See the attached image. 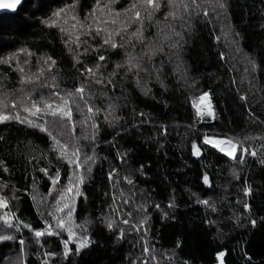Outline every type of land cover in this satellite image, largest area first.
<instances>
[{
  "label": "trees",
  "instance_id": "1",
  "mask_svg": "<svg viewBox=\"0 0 264 264\" xmlns=\"http://www.w3.org/2000/svg\"><path fill=\"white\" fill-rule=\"evenodd\" d=\"M131 2L25 0L0 15V61L27 52L32 71L44 65L56 75L44 93L83 88L95 97L73 137L49 129L48 112L33 123L0 121V228L11 237L0 240V264L24 249L26 264H45L46 253L54 264H264V0H196L188 9L177 0L175 19L161 0L142 23L123 15ZM0 75L7 99L20 75L4 64ZM204 93L211 115L198 110ZM207 137L239 141L237 153ZM60 218L75 236L57 228Z\"/></svg>",
  "mask_w": 264,
  "mask_h": 264
},
{
  "label": "rangeland",
  "instance_id": "2",
  "mask_svg": "<svg viewBox=\"0 0 264 264\" xmlns=\"http://www.w3.org/2000/svg\"><path fill=\"white\" fill-rule=\"evenodd\" d=\"M57 20L58 19L53 18L51 22L54 23V22H57ZM62 22H64V20H62ZM78 24L79 23L74 22L75 27L78 26ZM68 30H69V26L65 28L66 32H69ZM67 40L69 42L70 41L77 42L78 41L77 35H72V37L67 38ZM0 64L12 66L13 69L17 70L20 75V82L18 83V87L15 90L11 91V96H8L7 99H3L5 97L2 98V96L8 93L2 92V89L0 90V102H3V104L6 105L5 107H0V115H6L10 119L12 118L14 119L15 116L19 115V118L22 119L23 121H28V122L31 121L33 123L34 118L39 113L48 112V114L50 115H48L49 116L48 119L45 120L46 124L47 125L49 124L48 128L53 131H56L58 130V127H60L62 130L61 133L63 136L73 137V130H75L77 126L82 124L81 119L83 117L84 119H86L87 116L90 114L89 112L92 111V110L89 111L90 107H89V104L88 106H86V102L92 101V100L94 101L95 97L94 95L91 94V91L93 89H90L89 91L84 90L82 93H78V92L50 93V94L44 93L43 88L48 87V86L52 88L54 86L55 81L57 79L56 75L53 72H51L52 68L50 69L49 67H46L44 65L38 66V72L36 70L32 71L31 70L32 60L30 58L29 53L24 52V51L18 52L10 56L9 58L4 59L3 61H0ZM20 69H23V72H21ZM1 76L2 75H0V87H2L1 84L4 79ZM70 93L71 95H69ZM22 101L23 103H21ZM65 101H67V107L65 108V111L70 109L72 115H71V118H68L67 116L61 115V113L57 111L55 118H57L60 121V123L58 124L55 118H51L53 116L51 111L53 109L54 111H56L58 107H64ZM33 102H35L36 106L41 109L40 112H36V109L32 107ZM46 103L51 104L52 109H47ZM13 105H15V107H13ZM25 107L30 108L31 112H26L24 110ZM198 110L201 112L202 110L209 112L208 101L200 100L198 104ZM33 112H35V115L32 114ZM206 141L207 143L213 146H216L220 150L224 149L223 152L230 155L228 153V148H229V144L227 143L228 140L220 139L217 137H207ZM216 141H224V143L216 145L215 144ZM236 153H237V147L230 156L233 157L235 156ZM69 194L72 196L73 194L72 190L70 191ZM33 195H34V199L36 201L37 206L41 208L43 204L42 193L39 192L37 188H34ZM2 208H3L2 202L0 200V210ZM65 215L68 217L67 212ZM65 223H66V220H64L63 227L66 225ZM63 227L59 229L67 231V229H63ZM7 235H8L7 232L0 228V237H7ZM27 257H28L27 252L24 249L18 257H15L14 259H10L9 260L10 263L8 264H26ZM45 264H54V257L49 255Z\"/></svg>",
  "mask_w": 264,
  "mask_h": 264
},
{
  "label": "snow or ice",
  "instance_id": "3",
  "mask_svg": "<svg viewBox=\"0 0 264 264\" xmlns=\"http://www.w3.org/2000/svg\"><path fill=\"white\" fill-rule=\"evenodd\" d=\"M114 2H115V0H109V4L114 3ZM19 3H20V0H3V2H0V7H4V8H15V7L17 6V4H19ZM109 4H106L105 7H109ZM179 4H180L181 7L185 8V9H188V8L191 7V6L200 7V5L196 4V0H190V3H185L184 0H179ZM167 6H168L170 9H173V11H170V12L168 13V16H170V17H172L173 19H175V18H176V12L174 11V9H175L176 6H177V0H167ZM99 7H100L99 0H97V8H99ZM160 7H161V0H132V2H131L130 5H129V8L124 10L123 15L127 17L128 22H138V23H142V19H148V20H151L152 17L154 16L155 12L158 11V10L160 9ZM219 7H220V8H224V7H225L224 3H219ZM140 8H144V13H145V14H144V17H143V18H142V16H141ZM101 11H103V9H101ZM129 12L133 13V16H132V17H128V13H129ZM109 14H111V9H110V8H109ZM54 15L59 16L60 13H55ZM120 15H121V13H118V12L115 13V17H119ZM204 15L207 16V15H208V12L205 11V12H204ZM168 16L165 17V20L168 19ZM181 18H182V17H181ZM73 19H75V17H73ZM96 19L98 20L99 18L97 17ZM45 23L47 24L48 21L46 20ZM77 23H79V21H77ZM105 23H106V21H105ZM112 23H113V24H116V23H117V20H116L115 18H113V19H112ZM124 26H125L124 24H121V28H123ZM73 27H75V25H74ZM81 27H87L88 29H90V28H91V25H87V26H86V25H81ZM170 27H171V26H170ZM61 30L63 31L64 29H61ZM101 31H105V32H107V28H103V29H102V28H100V27L98 26V27L96 28V32H97V34H98L99 32H101ZM140 32H141V29H137V34H140ZM172 32H173L174 35H176V36H180V33L175 32L174 29H172ZM89 34H91V33H89ZM112 34H116V35H118L119 32L114 30V32L111 33L110 35H112ZM104 43H105V44H110L111 47H113V48L117 47V45H116L115 43H113V42L111 41L110 38H106V39L104 40ZM49 59H50V58H49ZM99 59H100V60H104L105 58H104L103 56H100ZM133 59H134V57H131V56H130V57H129V62L131 63V61H132ZM52 63L54 64L55 61H52ZM135 66L138 67L139 65H135ZM117 67H120V65H117ZM20 71L23 72V69H20ZM88 71H91V69H88ZM97 82L100 83L101 81H97ZM76 91H77L78 93H82V92L84 91V89H83V88H80V89H77ZM69 95H71V93H70ZM81 98H82V97H81ZM200 99H201V100H204V101H208V103H209V113H208V114L211 115L212 113H211V103H210V96H209V94H208V93H204V94L200 97ZM21 103H23V101H22ZM5 106H6V105H4L3 102H0V107H5ZM13 107H15V105H13ZM32 107L36 109V112H40V111H41V109H40L39 107L36 106L35 102L32 103ZM66 107H67V101H65V106H64V107H58V109H57L56 111H52V115L55 116L56 113H57V111H59V112L61 113V115L67 116L68 118H71V115H72L71 110L68 109L67 111H65V108H66ZM46 108H47V109H52V105L46 103ZM24 110H25L26 112H31V109L28 108V107H25ZM89 111H91V109H89ZM32 114L35 115V112H33ZM8 118H9V117L6 116V115H0V121L6 120V119H8ZM14 118H15V119H19V115L15 116ZM21 122H23V121H21ZM29 123H31V121H29ZM36 126L39 127V125H36ZM42 130H43V131H48L47 128H43ZM49 135H51V132H49ZM53 139L55 140L56 138L53 137ZM56 143H59V141H56ZM205 143H207V141H205ZM222 143H224V141H216V142H215L216 145H219V144H222ZM227 143L229 144L228 153L231 155V154L235 151L237 145H238L240 142L237 141L236 143H232V141L229 140ZM62 147H63V148H66L67 145H63ZM221 151H224V149H221ZM242 151L247 152L248 150H247V149H242ZM78 153H79V149L76 148L75 151H74V152L71 154V156L69 157V163H73V162H75V161H78V159H79ZM251 154H252V155H255V152L253 151ZM87 159L91 160V159H93V158H92V157H88ZM241 162H242V161H241ZM89 170H90V169H89ZM204 180H205V182L207 183V181H208L207 176L204 177ZM56 182H57L56 180H53V184H54V185H55ZM80 182H81V183L83 182V178H82V177H80ZM129 183H131V181H129ZM69 191H71V188H69ZM249 191H250V190H249ZM77 194H79V193H77ZM200 202L205 203V204L208 203L207 201H200ZM58 203H59V202H58ZM245 207H248V206L245 205ZM64 208H68V209H69V211H68V217H69V219H70V218H71V215H72V211H73V209H71L67 203L64 204ZM59 210H60V211H63V209H59ZM124 223H128V221L125 220ZM251 223H252L253 225H255V220H252ZM63 225H64V220H63V218H60V219L58 220L56 226H57V228H61V227H63ZM107 226H108L110 229L112 228V222H111L110 219H109V221H108ZM24 227L27 228V227H29V225L25 224ZM81 227H82V226H81ZM67 231H68V236H69V237H73V236H75V233L72 231V226H71V224L69 225ZM43 234H44V233L41 232V231H36V232H35V235H36L37 237H40V236H42ZM48 234H49V235H53V234H55V235H59L58 232H53V231H52V226H51V225L48 226ZM121 234H122V230H121ZM0 239H11V237H0ZM21 244H23V241H21ZM86 246H88V237H87V236H84V237L81 238L80 241H78L76 251L79 252V250H80L81 248L86 247ZM64 249H65V251H64L63 254H64V256H67L68 253H69V251H71V249L68 248V243H67V241H65V243H64ZM145 250L147 251V249H145ZM46 255H52V254H51V253H46ZM224 255H225L224 252H219V253H218V257H219V258H222ZM221 264H222V262H221Z\"/></svg>",
  "mask_w": 264,
  "mask_h": 264
},
{
  "label": "water",
  "instance_id": "4",
  "mask_svg": "<svg viewBox=\"0 0 264 264\" xmlns=\"http://www.w3.org/2000/svg\"><path fill=\"white\" fill-rule=\"evenodd\" d=\"M24 1L25 0H20V3L17 4V6L15 8H4V7H0V15L16 13L18 11V9L22 6V4L24 3ZM0 2H3V0H0Z\"/></svg>",
  "mask_w": 264,
  "mask_h": 264
}]
</instances>
